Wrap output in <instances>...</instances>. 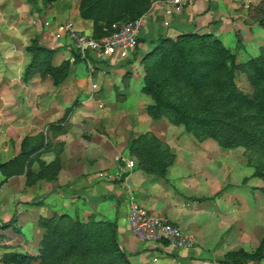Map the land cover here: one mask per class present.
Segmentation results:
<instances>
[{
    "label": "rangeland",
    "instance_id": "rangeland-1",
    "mask_svg": "<svg viewBox=\"0 0 264 264\" xmlns=\"http://www.w3.org/2000/svg\"><path fill=\"white\" fill-rule=\"evenodd\" d=\"M74 1L0 0V264H121L106 251L102 225L115 221L119 205L116 208L109 197L60 184L65 144L51 136L66 132L72 134L75 164L81 161L83 148L96 172L106 169L101 172L118 175V182L128 185L129 173L139 170L161 193L208 206L224 201L218 210L230 223L222 240L226 258L264 264V144L236 140L225 147L194 121L173 114L169 106L177 104L191 113L208 107L226 116L234 110V123L258 122L264 130L263 120L250 117L258 100L247 73L237 71L235 81L242 93L254 98L253 107L212 94L226 61L244 65L259 59L264 65V24L257 19L250 43L238 36H215L220 44L208 50L206 84L195 88L185 75L191 73L186 62L195 60L187 46L199 51V43L181 36L170 38L164 47L150 45L146 53L136 55L137 65L123 74L97 68L94 58L78 56L72 63L71 54L54 35L60 27L73 25L65 17ZM79 6L81 13L82 0ZM45 33H52L58 44L45 42ZM92 36L96 37L94 32ZM142 47L140 43L138 49ZM80 64L87 79H68ZM159 103L165 112L157 116L151 107ZM36 107L38 124L33 121ZM53 110L64 117L57 120L65 123L59 130L43 118ZM8 123L13 126L9 130ZM25 133L30 134L26 139L42 142V149L27 157L24 140L19 141ZM99 158L111 165L99 168ZM131 160L135 166L128 169L126 162ZM82 177L75 176L74 182ZM39 181L52 183L54 189L35 190ZM126 251L130 262L139 264V252Z\"/></svg>",
    "mask_w": 264,
    "mask_h": 264
},
{
    "label": "crops",
    "instance_id": "crops-1",
    "mask_svg": "<svg viewBox=\"0 0 264 264\" xmlns=\"http://www.w3.org/2000/svg\"><path fill=\"white\" fill-rule=\"evenodd\" d=\"M80 1L73 2V8L67 12L65 19L71 21L78 30L92 35L94 21L81 17L79 13ZM262 1L264 0H200L178 12L165 5L164 0H152L150 8L142 15L144 25L140 32L138 47L140 43L143 47L140 50L137 47L133 56L127 61L96 57L97 68L101 69L102 67L106 72L114 71L123 74L137 65L136 55L141 56L146 53L150 45L161 39L176 38L187 33L211 34L223 38L238 36L245 43H250L259 25L257 19L251 15L253 11H250V5L257 6ZM50 36L52 33H45L42 39L49 44H58L55 38ZM82 66V64L78 65L75 68L76 73H71L68 79H75V76L80 80L87 79L82 75ZM33 112L35 114V116L33 114V121L38 124L39 119H36V112L39 111L37 107ZM55 112L56 110L50 111V114L46 113L43 118L48 119L54 125L52 129L59 130L58 127H64L65 123L59 125L57 120L64 117L55 114ZM69 123L70 126L74 123L72 116ZM11 127H13L11 123H8L7 129L9 130ZM28 127L26 126V128ZM28 135L30 134L25 133L24 137H19V141H23ZM51 138L55 141L61 140L60 142L65 144L61 155L63 163L60 184L71 187L72 191L85 192L90 196L109 197L110 201L115 203L116 208L119 205L115 212V220L118 219L121 244L128 251L139 252L137 256L139 264H233L226 259L228 250L225 248V242L222 241L225 239L224 234L230 225V223L227 225L224 212L218 210L225 204L224 201L209 202L208 206L202 205L203 203L199 204V202L178 199L176 196H170L167 192L166 194L161 193L163 191H159L158 185L139 170L129 173L128 185L101 179L98 172L106 169H99L96 172L84 158L83 148L80 150L81 161L79 164H75V148L71 133L66 132L55 137L52 135ZM97 164L99 168L111 165L105 158H99ZM75 176L85 177L75 183ZM37 185L35 190L39 192H50L54 189L52 183L39 181ZM128 189L147 212L164 215L184 231L194 235L197 239L196 247L190 250L179 249L168 243L149 244L136 237L128 222L129 197L126 196L129 193Z\"/></svg>",
    "mask_w": 264,
    "mask_h": 264
},
{
    "label": "trees",
    "instance_id": "trees-1",
    "mask_svg": "<svg viewBox=\"0 0 264 264\" xmlns=\"http://www.w3.org/2000/svg\"><path fill=\"white\" fill-rule=\"evenodd\" d=\"M151 3L152 0H82L80 15L84 19L94 21V35L100 38L109 33L113 23L118 21L126 22L142 16L148 11ZM250 11H253L252 14L259 20L260 24H264V1L257 6L250 5ZM128 17L131 19H128ZM181 38L189 41L197 40V43H199V51L192 45L187 46L188 52L194 54L195 60L186 62L191 73H185V75H188V81L191 87L200 88L206 84L203 82L207 78L206 71L210 65L208 62L210 58L208 50L212 51L220 42L211 34L199 35L196 33H187L181 35ZM171 42L172 40L170 38L161 39L156 43V48L164 47ZM227 55L232 59V56ZM223 67L224 73L222 78L214 83L215 90L212 91V94L215 99L219 98L218 94H222L224 101H236L242 105L252 106L254 98L242 93L235 81L236 72L242 70L247 73L257 89V99H255L258 100V109H256L255 113L250 114V117L254 121H264V65L261 61L259 59H252L244 65H238L234 60L230 62L226 61ZM150 88L152 87L150 86ZM169 106L173 114H177L184 120L194 121L198 128L204 132L206 131L208 136L216 139L219 144L225 147L232 146L236 140H242L250 146H262L264 144V130H261L257 126L258 122L253 125H251L252 123L245 125L246 121L239 119L235 121V124L232 120L235 118L234 110L233 115L226 116L225 113H216L208 109V107L200 108L195 113H191L182 109L177 104L169 103ZM163 107L164 105L159 103L157 106L151 107V109L159 116L160 113L165 112L162 111ZM23 144L25 145L24 151L26 157L28 155L27 153H36L42 149V142L35 143L30 138H25ZM9 224L11 225L12 221ZM102 225L106 227V251L113 258L119 259L121 264H132L126 249L121 245L118 219ZM226 259L233 264H244L243 260L236 257L228 256Z\"/></svg>",
    "mask_w": 264,
    "mask_h": 264
},
{
    "label": "built area",
    "instance_id": "built-area-1",
    "mask_svg": "<svg viewBox=\"0 0 264 264\" xmlns=\"http://www.w3.org/2000/svg\"><path fill=\"white\" fill-rule=\"evenodd\" d=\"M199 1L164 0V4L181 12ZM143 25V16L131 21H118L112 24L108 34L96 38L80 32L72 24H67L60 27L54 36L71 54L70 61L72 63L78 56L87 61L96 57L127 61L138 47ZM96 87L97 85L93 84V88ZM126 166L128 169H132L135 162L127 161ZM98 176L108 181L121 179L118 175H112L108 172H101ZM128 222L133 234L146 243H168L173 247L188 250L194 249L197 245V239L194 235L183 231L181 227L171 222L166 216L147 212L133 193L129 195Z\"/></svg>",
    "mask_w": 264,
    "mask_h": 264
}]
</instances>
